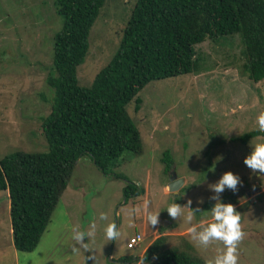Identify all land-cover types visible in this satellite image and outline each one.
I'll return each mask as SVG.
<instances>
[{"label":"rangeland","instance_id":"374dc122","mask_svg":"<svg viewBox=\"0 0 264 264\" xmlns=\"http://www.w3.org/2000/svg\"><path fill=\"white\" fill-rule=\"evenodd\" d=\"M135 3L105 0L90 30L88 53L77 69L79 85L90 86L95 74L111 59ZM62 23L55 0H0V159L14 150H47L42 117L51 110L53 91L45 79L52 62L53 35ZM194 48L199 57L196 71L152 80L138 93L142 99L138 111L134 110V99L126 105L140 132L141 151H124L107 175L88 155L77 159L33 251L15 249L8 231L9 198L7 191H0V264H136L117 261L119 256H140L149 240L143 237L139 245L129 241L134 233H143V211L135 210L142 208L147 195L125 200L127 180L141 188L149 186L151 210L160 211L166 228L176 225L183 231L189 227L182 218L172 219L166 210L175 201V194H161L169 181L162 161L166 150L174 161L171 170L185 178L177 203L192 201L191 208L199 211L191 223L198 230L200 224L211 222L209 210L215 200L209 185L228 170L240 176L238 191L226 188L220 193L225 203L239 202L238 207L233 205L241 213L246 235L239 245L238 264H264V175L253 173L244 164L251 145L264 142V135L245 143L236 139L258 129L257 117L264 112V79L254 82L243 70L238 33L215 41L207 39ZM212 166L214 171H209ZM255 186L261 191H254ZM101 213L107 214L108 221L100 220ZM111 221L121 232L116 241L105 237L104 229ZM93 223L96 235L86 238L89 247L85 249L72 239V229L88 230ZM184 236L197 260L206 262L215 256L217 247H222L214 244L207 250L198 249L187 232ZM178 244V238L167 240V245Z\"/></svg>","mask_w":264,"mask_h":264},{"label":"trees","instance_id":"16d2710c","mask_svg":"<svg viewBox=\"0 0 264 264\" xmlns=\"http://www.w3.org/2000/svg\"><path fill=\"white\" fill-rule=\"evenodd\" d=\"M104 3L55 0L63 23L53 35L45 79L53 91L51 110L42 117L47 150H14L0 159V191H8L17 251L37 247L79 157L88 155L107 175L124 151H141L140 132L126 105L134 99L138 111V93L152 80L196 71V44L238 33L243 70L254 82L264 79V0H136L111 59L90 86H81L77 69L88 53L90 30ZM258 135L264 133L254 129L236 139L245 143ZM162 161L169 175L174 162L169 150ZM143 192L128 180L123 188L125 200ZM168 238L160 235L146 248L149 264H206L190 253L194 248L185 238L182 242L178 237L179 244L171 246ZM139 257L120 256L117 261L137 262Z\"/></svg>","mask_w":264,"mask_h":264},{"label":"clouds","instance_id":"9594fccd","mask_svg":"<svg viewBox=\"0 0 264 264\" xmlns=\"http://www.w3.org/2000/svg\"><path fill=\"white\" fill-rule=\"evenodd\" d=\"M258 130L264 133V112H261L257 117ZM252 151L244 158V164L252 170L253 173L259 172L264 175V142H258L251 145ZM214 167L209 171H214ZM242 184V180L238 174L233 171H225L214 184L209 187L213 190L214 195L211 199L215 200V204L211 207V222L202 223L198 226L191 222L195 217V213L199 210L191 208L192 201L189 200L186 205H181L177 202L169 204L166 208L169 216L174 219H183V223L189 225L187 232L190 240L195 247L202 250H207L210 246L222 245L215 249V256L206 261V264H238L239 260V245L243 241L246 233L243 230L241 222V213L231 202H223L220 198V193L225 189L233 192L238 191V186ZM183 184H180L175 190H178ZM173 190V189H171ZM202 203V200L200 201ZM151 202L145 200L142 208L135 211H143L146 214L148 223L155 227L159 224L160 211L151 210ZM187 209V211H185ZM100 220L108 221V216L105 213L100 214ZM105 237L107 241H116L120 238L121 232L114 221L108 222L105 229ZM96 235V225L91 224L88 230H81L79 227L72 229V239L76 244L88 249L87 239H94ZM147 249L144 254L139 257L136 264H149L146 256ZM158 258V257H154Z\"/></svg>","mask_w":264,"mask_h":264},{"label":"crops","instance_id":"0c3cea01","mask_svg":"<svg viewBox=\"0 0 264 264\" xmlns=\"http://www.w3.org/2000/svg\"><path fill=\"white\" fill-rule=\"evenodd\" d=\"M184 182H185V178H184ZM166 184V185H165ZM164 184V189L162 188L161 189V194L162 195H168L169 193H173V192H171V191H169V189H167L166 188V186L168 187V183H165ZM148 187V188H147ZM146 188H143L144 190H145V192H143V193H145L146 195H147V200H148V197H149V193H150V188H149V186H147ZM257 188V186H255V189H254V191H258V189H256ZM261 187H260V191H261ZM180 190H182L181 189V187H180V189H179V191ZM179 193V192H178ZM178 193H173V194H175V198L177 197V194ZM249 195V194H248ZM7 196H8V198H9V195H8V191H7ZM175 200V199H174ZM189 201V200H188ZM174 202H176V201H174ZM9 200H8V208H9ZM233 204H235V206L237 205V207H238V204H239V202L238 203H233ZM153 211H158L157 209H154ZM242 222V221H241ZM142 228H143V233H142V235H143V237H144V240L146 239H149V240H147V242L145 243V245L142 247V251H141V253L143 254V252L145 251V249L153 242V240L154 239H156L158 236H160V235H166V236H168L169 238L171 237V239H172V237H174V238H178V237H180L181 236V241H182V238L184 239L185 238V234H186V232H187V228L185 229V230H183V231H180V230H178L177 228H176V225H171L170 226V228H166L163 224H162V220H161V217L159 216V224L158 225H156L155 227H152L149 223H148V221H147V219H146V214L143 212V219H142ZM8 231H9V233H10V235L12 234V228H11V223L9 224V228H8ZM188 233V232H187ZM188 238H185V240L187 241V242H189V239L187 240ZM183 242V241H182ZM190 243V242H189ZM191 244V243H190ZM192 245V244H191ZM142 254H139L140 256L142 255ZM124 256H126V255H124ZM120 257V256H119ZM111 260V259H110ZM17 261V260H16Z\"/></svg>","mask_w":264,"mask_h":264},{"label":"water","instance_id":"95a60500","mask_svg":"<svg viewBox=\"0 0 264 264\" xmlns=\"http://www.w3.org/2000/svg\"><path fill=\"white\" fill-rule=\"evenodd\" d=\"M184 183V178L183 177H177L176 173L171 171L169 174V181H168V189L171 192L177 193L178 190H175L177 187H179L180 184ZM173 189V190H171ZM256 189L260 190L259 187Z\"/></svg>","mask_w":264,"mask_h":264},{"label":"built area","instance_id":"2783aa9c","mask_svg":"<svg viewBox=\"0 0 264 264\" xmlns=\"http://www.w3.org/2000/svg\"><path fill=\"white\" fill-rule=\"evenodd\" d=\"M142 239H143V235L136 232L134 233L133 236L130 237L129 241L132 245H139Z\"/></svg>","mask_w":264,"mask_h":264},{"label":"flooded vegetation","instance_id":"af4514ba","mask_svg":"<svg viewBox=\"0 0 264 264\" xmlns=\"http://www.w3.org/2000/svg\"><path fill=\"white\" fill-rule=\"evenodd\" d=\"M171 171H172V170H171ZM171 171H170V172H171ZM178 191H179V190H178ZM178 191H177V193H178ZM173 193H174V192H173ZM175 194H176V193H175Z\"/></svg>","mask_w":264,"mask_h":264}]
</instances>
